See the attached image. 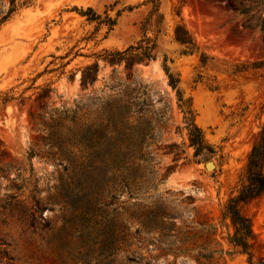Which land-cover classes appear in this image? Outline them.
Instances as JSON below:
<instances>
[{"label": "rangeland", "instance_id": "obj_1", "mask_svg": "<svg viewBox=\"0 0 264 264\" xmlns=\"http://www.w3.org/2000/svg\"><path fill=\"white\" fill-rule=\"evenodd\" d=\"M23 1L0 25V264H247L221 212L264 123L260 25L243 28L228 0ZM250 15L264 27V4ZM139 43L151 59L128 50ZM191 123L210 146L197 155ZM108 138L133 185H156L104 206ZM240 207L261 258L264 192Z\"/></svg>", "mask_w": 264, "mask_h": 264}, {"label": "trees", "instance_id": "obj_2", "mask_svg": "<svg viewBox=\"0 0 264 264\" xmlns=\"http://www.w3.org/2000/svg\"><path fill=\"white\" fill-rule=\"evenodd\" d=\"M8 4V8L5 12L0 9V25L7 21L19 8H21L26 2H21V0H6ZM2 2V0H0ZM264 4V0H228V6L233 11L244 15L243 28H254L257 25L262 33V38L264 39V27L263 23L252 25L250 12L254 7H259ZM91 10V9H89ZM112 24V22L110 23ZM175 38L181 44L186 45L191 51L195 49L194 41L188 32V30L181 24H178L174 30ZM149 43V40H148ZM154 49V44L143 45L139 43L137 46H131L128 50H137V56H139L140 61L144 59L152 58V51ZM204 54H201L200 60L204 62ZM254 67L258 65L257 63L252 64ZM93 71H97L98 65L94 64ZM165 75L168 79V84L172 89L175 90L177 96L178 105H182V92L177 87L178 78H174L172 72L168 67H164ZM81 86L85 87L87 85L88 80L85 76L81 75ZM190 111V110H189ZM191 129L188 132V138L190 145L195 148V155L199 153L200 150L210 148L208 144L205 143L202 130L197 125L191 123ZM141 141L138 140L134 144H139ZM2 146V142L0 141V147ZM121 147V143H117L116 141H112L109 138L104 142V206H108L106 201L107 198H111L115 196L117 193H123V188H127L129 193L131 194H143V192L148 191L151 187H154L156 184L153 182L152 184L144 181L137 180L133 185V178L130 180L128 178L127 173L128 170H122V159L119 153L115 151H119ZM90 149H94L90 144ZM4 150L0 149V162L2 161ZM140 158L134 159L136 165L135 169L140 167L139 165ZM5 165H8L5 163ZM264 123L261 125L258 140L253 144L251 150L247 157V164L244 172L239 176L236 194L227 199L222 207L221 218L222 220L229 219L233 230L231 233L227 235L228 243L234 248L239 249L240 252L245 253L247 255V264H264V256L258 259H253L248 250L249 248V239L253 235L251 220L241 211V203L245 202L248 199L254 198L264 192ZM143 170H132L135 175H138V179H141V172ZM133 174V175H134ZM76 175L78 173L76 172ZM163 176H166L163 175ZM81 179V178H80ZM151 186V187H149ZM80 188V187H79ZM122 188V189H120ZM157 213V207L153 203L148 209V214L153 215ZM104 220H106V227L111 226L110 221L107 220V213L104 210ZM205 249V248H203ZM214 252H209V255H212Z\"/></svg>", "mask_w": 264, "mask_h": 264}, {"label": "water", "instance_id": "obj_3", "mask_svg": "<svg viewBox=\"0 0 264 264\" xmlns=\"http://www.w3.org/2000/svg\"><path fill=\"white\" fill-rule=\"evenodd\" d=\"M205 166H206V168L210 169V168H212V167L214 166V164H213L212 161H207V162L205 163Z\"/></svg>", "mask_w": 264, "mask_h": 264}]
</instances>
